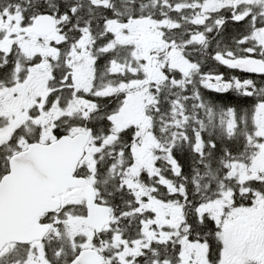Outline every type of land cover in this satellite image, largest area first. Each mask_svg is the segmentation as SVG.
Segmentation results:
<instances>
[{
    "label": "snow or ice",
    "instance_id": "obj_1",
    "mask_svg": "<svg viewBox=\"0 0 264 264\" xmlns=\"http://www.w3.org/2000/svg\"><path fill=\"white\" fill-rule=\"evenodd\" d=\"M0 264H264V0H0Z\"/></svg>",
    "mask_w": 264,
    "mask_h": 264
}]
</instances>
